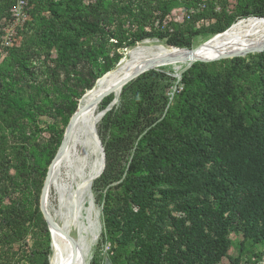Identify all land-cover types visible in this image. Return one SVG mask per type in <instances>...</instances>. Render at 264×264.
Instances as JSON below:
<instances>
[{
  "label": "trees",
  "instance_id": "1",
  "mask_svg": "<svg viewBox=\"0 0 264 264\" xmlns=\"http://www.w3.org/2000/svg\"><path fill=\"white\" fill-rule=\"evenodd\" d=\"M23 1L18 11L24 17L30 14L38 21L41 6L48 12L36 23L34 37L49 59L45 74L55 91L54 99H48L50 110L65 123L78 105L71 97L79 99L122 57L118 52L110 55L109 38L115 47L157 36L167 44L189 48L196 35L220 33L237 18L264 16V0H240L231 14L221 0ZM170 2L183 8L180 22L172 19ZM18 5L19 0H0V21L13 20ZM27 49L12 50V58L0 64V119L7 128L15 124L13 131L24 138L20 121L34 118L31 106H36L32 97L24 100L17 86L34 74ZM253 56L244 66L240 57L193 62L181 75L175 109L168 108L136 140L120 180L107 186L103 197L102 222L112 264H217L227 254L231 231L264 245V51ZM158 74L151 69L125 84L119 108L112 107L99 121L114 131H131L157 103L153 99ZM242 78L247 79L243 85ZM109 99L104 98L101 107ZM99 121L96 130L103 144ZM62 136L57 132L47 165ZM2 138L0 264H10L6 258L14 252L9 245L24 241L28 234L37 238V230L48 239V232L37 206L42 179L32 191L22 145L12 152L20 174L8 176ZM103 148L105 165L94 181L108 182L116 176L111 167L114 157L105 144ZM227 257L229 264L239 263V258Z\"/></svg>",
  "mask_w": 264,
  "mask_h": 264
},
{
  "label": "rangeland",
  "instance_id": "2",
  "mask_svg": "<svg viewBox=\"0 0 264 264\" xmlns=\"http://www.w3.org/2000/svg\"><path fill=\"white\" fill-rule=\"evenodd\" d=\"M221 1L227 13L231 14L237 10L238 3L240 0H221ZM220 6H221L220 4L216 6V10H219ZM41 7L42 9H40V11L38 12L39 14L38 21L34 20L32 15L30 14L24 17L23 15L19 14L18 11L15 12L13 20L2 19L0 21V64H3L6 59H11L12 50L14 49L16 50L17 48L28 47L27 53L31 54V60L29 66L34 70V74L31 77L29 76L23 77L22 82L20 84L19 83L17 84V86H20L19 88L23 93V97L25 101L29 100L30 97H32L31 100H35L36 102L35 107L31 106L32 109L31 112L34 115V118L28 120L25 117L22 118L20 121V124H22L25 127L27 138H24L23 134H18L16 131H13L15 129L14 126L15 124L12 125V128H7L6 124L1 119H0V128L2 129H0V136L3 137L1 141L3 142L2 150L4 151L3 164H4V168H7L9 177L14 178L19 173V171H17L15 167L17 165V162L14 161V156L12 152L15 150V148L21 145L25 146V148L22 149L23 150L22 152L24 154V160H26L27 162V167L24 168L25 169L24 171L27 172V174H29V181L31 183L30 186H32L31 187L32 191L39 180L42 179V182H44L50 164L49 163L47 165V160L49 158L50 153L53 150V147L56 144L57 132L59 131L64 132V129L67 125V123L64 122L63 117L61 115L55 114V110L53 108L52 110H50V106L48 103V99L53 98L54 97L53 94H55V91L53 89L54 88L53 83L51 80L48 79V77L45 74L46 64H48L47 62H49V59L43 53L41 43H38L34 37L36 23L40 22L43 18L47 17L48 15V12L45 10V8H43V6ZM169 9L170 12L172 13V19L175 20L176 22H180L184 16L183 13L184 10L180 6V3L170 2ZM250 9H252V7H250ZM238 19L239 18L232 21L231 24L237 21ZM211 35H212L211 33H201L199 35H196L192 40V46H194L197 42L208 38ZM145 39H149L153 42H159L164 45H170L167 44V42H165L164 39L159 38L157 36H153L149 38H144L139 41H135L127 46L122 45L121 47H115L114 45H112V43L115 42V40L113 38H109L106 47L109 50L110 55H113L114 52H118L122 55V57H127V54L125 53L126 50L131 46L140 44ZM256 53L259 52L250 51L243 55H237L234 57H240L241 59H243V62L240 64L244 66L247 62H250V60L254 57L253 55H255ZM231 58H222V59L229 60ZM190 65L191 63L189 62L186 63L168 62L153 69L159 72V74L156 76L158 80L157 81L158 86L154 91V99H153L154 102L156 101L157 103L153 104V111L150 114L144 115V117L140 119L139 123L136 124L135 127L131 128V131L125 129H117V131H114L111 128L107 127L105 122H103L102 120L99 121V132L104 142L102 145L104 146L105 144L107 148H109V150L112 152V155L114 157V162L113 165H111V167L113 168L112 173H114L116 176L113 180H110L108 182H102L104 180H100V179H97V181L95 180L96 182L93 180L94 183H92L91 187L89 188V194L91 196L93 203L92 217L93 220L95 221L94 222L95 226L98 227L99 229L98 230L99 232L97 234V238L95 239V242L92 243L90 249L86 254V264H112L110 261V256L113 255V252L104 234V228L102 222V205H103V197L105 190L107 186L114 185L120 180L119 178L122 176L124 172L125 166L132 153L133 145L135 144L136 140L140 138V136L155 121L160 120L165 114L166 110H168V108L173 107V109H175L173 105L176 98L175 97L176 91L180 90L181 88V85L179 83L181 75ZM176 66H180V68L176 69ZM215 71H219V70H215ZM96 80L94 81V83L96 82ZM246 81L247 79L244 80L242 78L239 80V83L243 85ZM42 83L46 85L43 89H40L38 86H40ZM72 83L73 82H69L68 85L77 90L81 89L80 86L76 88V86H74V83L73 84ZM61 86L63 88V85ZM48 88H49L48 90L49 93L47 94L46 89ZM84 91L86 92V89H84ZM65 92H68V90H66ZM71 98H75L76 100H78L79 103L80 98L78 99L74 95ZM109 100H107L108 103L111 101ZM101 106H102V102L100 104V107ZM119 106H120V94L117 98V102L112 107L113 109L116 110V108L117 107L119 108ZM105 107H101V108H105ZM50 125L53 126L52 129L49 127ZM119 138H123V139L119 140ZM90 157H92L91 154ZM18 164L19 165L21 164L20 161H18ZM43 172L44 175L42 174ZM6 181L9 182L11 180L7 178ZM42 185L43 183L41 184L40 190L38 192L37 206H38V211L41 214L43 225L48 232V239H46V236L45 234H43L42 231L37 230L34 231L37 233V238H34V235L28 234L27 236H25L24 241H21L18 244L14 243L13 245H9V248L12 247L13 248L12 251L14 252L12 256L8 255L7 256L8 258H6L8 263L10 264H43L45 258L47 259V264H50L49 263L50 256L52 254V236H51V232L47 227L46 222L44 221L39 206ZM9 186L10 189H12L13 187L17 188L14 185H9ZM21 187H24V185L21 184ZM17 190L19 189L17 188ZM6 199L7 198H5V200ZM57 206H58V198L56 193L52 189L49 192L48 202H47L48 215L53 223H56V225L61 227L60 220L58 219L57 216H54L55 210L58 209ZM84 206L85 207L81 208L80 212L76 216L78 222L86 221L85 208L88 206V201L85 202ZM172 214L175 216H182V213L178 211H172ZM34 228L37 229L36 227ZM39 233L40 235L38 236ZM228 239L230 243L228 246L227 254L217 264H229V259L227 256L233 258H239L238 264H244L246 262L245 260L246 257L249 256L250 254L255 253V255H257L264 251V245L258 242H254L250 239H244L243 235L239 231L238 232L231 231L228 235ZM33 254H35V257ZM118 264H123V263L122 261H119Z\"/></svg>",
  "mask_w": 264,
  "mask_h": 264
},
{
  "label": "bare ground",
  "instance_id": "3",
  "mask_svg": "<svg viewBox=\"0 0 264 264\" xmlns=\"http://www.w3.org/2000/svg\"><path fill=\"white\" fill-rule=\"evenodd\" d=\"M258 17L250 15L239 18L227 31L213 33L189 48L164 45L145 39L140 44L129 47L125 52L127 57H122L113 69L99 77L94 85L86 90L79 101L85 108L73 123L59 157L51 160L44 180L43 203L46 213L48 214L49 192L53 189L58 198V209L55 210L54 216L58 217L62 227L49 218L52 236L50 264H86V254L99 232L92 217L93 203L89 194V188L102 168L101 153L93 139V127L117 102L120 93L116 90L117 93L105 108L100 107L103 98L130 73L150 61L161 65L167 62L192 64L199 61L198 59L218 56H221L220 59L231 58L250 51L263 50L264 17ZM194 48L198 49L192 53ZM179 68L180 66H176V69ZM87 201L86 221L78 222L76 216Z\"/></svg>",
  "mask_w": 264,
  "mask_h": 264
},
{
  "label": "water",
  "instance_id": "4",
  "mask_svg": "<svg viewBox=\"0 0 264 264\" xmlns=\"http://www.w3.org/2000/svg\"><path fill=\"white\" fill-rule=\"evenodd\" d=\"M264 16H259L258 18H263ZM229 27H227L224 31H227ZM219 34V33H218ZM198 48H194L192 49V53L194 51H196ZM188 51V50H187ZM261 51H264L263 50H260L258 52H261ZM246 52V51H244ZM233 54V53H232ZM235 54H238V53H235ZM240 54V53H239ZM194 55V54H193ZM229 55V54H228ZM226 55V56H228ZM232 56V55H230ZM236 56V55H235ZM221 58V56L219 57H212V58H206V59H198L199 61H203V62H210V61H215V60H219ZM197 60V59H195ZM168 63V62H167ZM161 64L158 63V62H147L146 64L142 65L140 68L136 69L134 72L130 73L127 77H125L123 79V81L118 85L116 86V88L114 90H112L106 97L105 99H108L110 97H114L115 94L117 93L116 90H118V94L120 93V91L122 90L123 86L125 84H127L129 81L133 80L134 78H136L137 76H139L142 72L146 71V70H149V69H154L158 66H160ZM163 65V64H162ZM80 101V100H79ZM85 108L84 104H79L77 105L75 111L71 114L68 122H67V125L64 129V133H63V136H62V140L56 150V153H55V156L53 159H56L57 157H59L60 153L62 152V150L64 149L65 147V144L68 140V137L71 133V130H72V126H73V123L75 122L77 116L79 115V113ZM93 139H94V142H95V145L96 147L99 149L100 153H101V157H102V168L100 170V172L96 175V177H98L102 171H103V168H104V165H105V153H104V148H103V145L101 143V140L97 134V130H96V125L93 127ZM52 162V161H51ZM45 180V179H44ZM44 182H43V185H42V190H41V195H40V201H39V206H40V211L42 213V216L44 218V221L46 222L47 224V227L50 231V228H49V217H48V214L46 213V208L44 207V203H43V199H44ZM50 263V262H49Z\"/></svg>",
  "mask_w": 264,
  "mask_h": 264
},
{
  "label": "built area",
  "instance_id": "5",
  "mask_svg": "<svg viewBox=\"0 0 264 264\" xmlns=\"http://www.w3.org/2000/svg\"><path fill=\"white\" fill-rule=\"evenodd\" d=\"M24 3L23 0H19V5L17 8H15L14 14L16 11H18V8L21 7V5ZM19 12V11H18ZM200 23H208L207 20H201ZM244 264H264V253L261 254L259 257H252L250 261H246Z\"/></svg>",
  "mask_w": 264,
  "mask_h": 264
}]
</instances>
